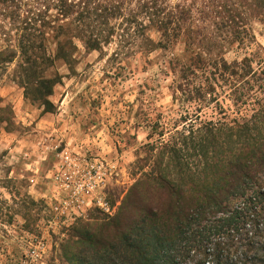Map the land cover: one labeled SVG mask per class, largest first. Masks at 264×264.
Here are the masks:
<instances>
[{
  "label": "trees",
  "instance_id": "16d2710c",
  "mask_svg": "<svg viewBox=\"0 0 264 264\" xmlns=\"http://www.w3.org/2000/svg\"><path fill=\"white\" fill-rule=\"evenodd\" d=\"M0 4V75L14 66L11 80L47 111L61 81L48 71L71 63L77 41L120 69L157 49L172 53L177 108L147 116L150 171L123 200L112 240L97 234L105 224L72 229L68 264H264V49L247 54L264 0ZM234 44L245 53L228 60Z\"/></svg>",
  "mask_w": 264,
  "mask_h": 264
},
{
  "label": "rangeland",
  "instance_id": "374dc122",
  "mask_svg": "<svg viewBox=\"0 0 264 264\" xmlns=\"http://www.w3.org/2000/svg\"><path fill=\"white\" fill-rule=\"evenodd\" d=\"M34 1L22 3L30 7ZM250 27L256 42L247 54L257 46L264 49V27L256 19ZM5 45L0 40V49ZM77 48L71 63L57 60L48 71L61 77L48 111L11 80L14 66L0 75V264H68L70 246L79 239L75 226L95 230L105 224L97 234L112 240L123 200L150 171L147 116L177 108L170 51L125 60L120 69L79 41ZM228 50V60L245 53L237 44ZM67 156L72 162L64 164ZM63 169L66 183L56 180ZM89 182L94 190L80 206L82 187ZM144 188H139L142 197ZM155 190L157 199L161 191ZM95 196L110 204V213L91 200Z\"/></svg>",
  "mask_w": 264,
  "mask_h": 264
},
{
  "label": "built area",
  "instance_id": "2783aa9c",
  "mask_svg": "<svg viewBox=\"0 0 264 264\" xmlns=\"http://www.w3.org/2000/svg\"><path fill=\"white\" fill-rule=\"evenodd\" d=\"M71 162H72V159H70V156H67L66 159H65V161H64V164L71 163ZM66 177H68V174L66 173V170L65 169L59 170V172L56 175V180H59L61 182H64V180L66 179ZM64 183H66V182H64ZM94 187L95 186L93 184H90V182L87 183V185H85V186L82 187V191L81 192L83 193V196L84 197L80 198L81 200L78 198V201H79L80 206H81V203L83 204V202L86 201V199H90V196H91V193L94 190ZM91 200L96 201L98 207L102 211H104L106 213H110L111 212V210H112L111 209V206H110V204L107 201H105V199H102L101 197L95 196Z\"/></svg>",
  "mask_w": 264,
  "mask_h": 264
}]
</instances>
